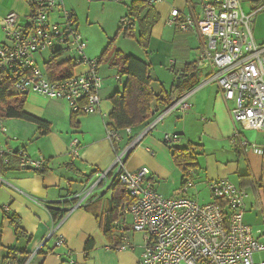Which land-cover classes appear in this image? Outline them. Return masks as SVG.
<instances>
[{"label": "crops", "instance_id": "crops-1", "mask_svg": "<svg viewBox=\"0 0 264 264\" xmlns=\"http://www.w3.org/2000/svg\"><path fill=\"white\" fill-rule=\"evenodd\" d=\"M186 1L166 0L153 6L159 21L151 31L148 57L142 60L150 63L151 88L156 93L161 89L168 91L176 82L175 78L182 73L184 65L197 62L202 36L210 31L203 10L196 12L190 0L188 3ZM239 2L243 13L256 12L251 24L252 38L264 40V9L261 11L264 1ZM172 9H177L181 18L193 17L195 28L187 32L178 30L170 23ZM9 13L17 14L18 22L24 23L29 16L27 0H0V22ZM2 34L0 23V44L5 41ZM86 58H89L88 54ZM160 68L167 71L163 72ZM202 68L196 77L199 84L185 94L186 110L153 107L151 119L154 126L151 130L143 136L147 127L132 128L130 134L121 131V140L115 149L105 134L106 119L112 111L109 97L121 92L125 81L117 74L112 75L115 69L98 67L101 85L99 111L93 115L79 116L76 128L70 126L71 113L64 101L48 99L39 94L26 96L23 112L49 125V132L43 136L40 135V131H43L33 122L7 118L0 110V154L10 155L8 166L0 174V264L7 249L24 252L20 261L27 258L26 264H137L143 253L144 241L142 235L130 230L127 225L129 217L121 220L129 227L124 235L114 227L115 245L107 241L98 224L103 221L106 204L112 196L115 158L132 143L126 158V163H131V170L126 168L125 163V171L145 169L156 192L165 198L174 196L182 179V173L169 157V148L163 144L165 135L176 136L178 140L175 145L180 147L188 144L197 147L199 167L193 174V187L186 195L199 205L212 201L206 187L209 180L225 178L231 181L232 178L248 174L250 179L253 178L250 158L258 159L260 170L262 160L250 151L242 154L228 142L235 129H240L230 116L233 104L221 98L214 84L202 85L209 73L204 66ZM153 69L160 76L167 77L168 83L153 77ZM241 138H245L244 133ZM73 140L78 141L76 154L68 151ZM19 150H24L32 160L43 159L47 173L39 175L34 168L27 170L26 166H22L17 155L11 156ZM67 164L79 172L66 170ZM250 188L253 190L251 192L255 191L252 181ZM203 190L208 194L205 200L202 198ZM258 204L256 198L253 205ZM4 206L8 207V213L3 210ZM50 208L69 212L60 222H54ZM13 215L19 218L25 238H17L10 228L8 218ZM259 230L258 234L251 230L253 237L264 243V226ZM58 237L64 241L61 247L54 245ZM123 237L130 244L125 249L120 248ZM87 243H92V249L86 250Z\"/></svg>", "mask_w": 264, "mask_h": 264}, {"label": "built area", "instance_id": "built-area-1", "mask_svg": "<svg viewBox=\"0 0 264 264\" xmlns=\"http://www.w3.org/2000/svg\"><path fill=\"white\" fill-rule=\"evenodd\" d=\"M89 3H131L135 0H85ZM148 6L166 0H137ZM29 16L20 23L18 15L7 14L1 23L4 42L0 44V75L9 74L15 80L9 92L27 96L39 94L48 99L62 100L71 114L93 115L99 111L101 88L96 60L86 58V42L78 32L74 13L66 9L63 0H27ZM202 10L210 31L202 36L197 66L208 70L202 85L214 84L221 98L232 103L230 113L240 129H235L230 145L242 154L250 151L262 160L261 178L252 185L257 192L258 205L264 215V144L257 146L241 138L244 131H253L264 140V44L254 40L251 24L256 12L243 13L239 0H202ZM258 11V10H257ZM172 23L182 31L194 29L193 17L180 18L179 11L169 14ZM128 28V21L124 20ZM69 54L75 65L73 74L66 79L53 80L45 69L38 66L35 55ZM50 61V62H51ZM45 64V62H43ZM81 68V69H80ZM80 71H77L79 70ZM185 96L170 109L184 111L188 108ZM154 126L150 124L142 133ZM131 129L125 133L130 134ZM111 145L120 142V133L107 129ZM178 138L165 135L163 144L175 145ZM132 144L117 154L112 166L114 178L124 185L133 204L126 207L124 216L133 233L143 236L144 247L137 264H264L261 254L264 243L253 237L252 229L244 223L246 190L237 188L225 178L207 182L212 201L199 205L187 197L193 187L191 180L183 181L173 197L160 196L147 178L145 169L125 171L123 158ZM78 141L73 140L69 152L77 153ZM22 166L42 170L43 159L32 160L24 150H19ZM245 155V154H244ZM4 160L2 164H5ZM1 185V178H0ZM3 210L9 212L7 206ZM125 222V221H124ZM126 223L113 226L124 235ZM55 247L64 245L56 238ZM130 244L122 238L121 249ZM255 255L260 260H255ZM26 264V263H25Z\"/></svg>", "mask_w": 264, "mask_h": 264}, {"label": "trees", "instance_id": "trees-1", "mask_svg": "<svg viewBox=\"0 0 264 264\" xmlns=\"http://www.w3.org/2000/svg\"><path fill=\"white\" fill-rule=\"evenodd\" d=\"M189 1V0H187ZM186 1V2H187ZM264 1V0H262ZM188 3V2H187ZM114 4V3H113ZM126 5V15L120 23V29L124 26V20L128 21V28L125 29L124 35L135 40L137 45L143 50L145 57H148L149 42L151 37L152 28L159 21V16L154 10L153 6H148L137 0L131 3H123ZM121 5V4H118ZM181 18V17H180ZM171 21V20H170ZM178 28V23H172ZM134 30L136 31L134 33ZM180 30V28H178ZM191 29H188L189 31ZM181 32H187L182 31ZM119 33H117L118 35ZM114 41L108 43V46L101 53L96 60L98 67L110 55L113 48ZM61 53H57L52 57V61L44 64L45 72L48 73L51 79H66L72 76L75 65L67 58L60 63H54L56 58L62 57ZM114 58L110 63L112 69L117 70V75L125 78L121 92H115L109 97V102L112 105V111L107 117V129H112L117 132L125 131L126 129H132L136 127H148L152 123L153 107L163 106L165 110L170 108L172 104L176 103L185 94L192 91L198 84V74L203 70L202 67L197 66V62H191L184 65L182 73H180V84L176 86V82L172 87L166 91L161 89L159 92H154L151 88L152 78L150 77V63L146 60L137 59L130 55H125L123 52L117 50L113 54ZM15 78L9 74L0 75V110L3 111L5 117L21 119L29 122H33L37 125L40 131V135H44L49 132V125L42 120L34 118L25 112L23 107L26 102V96L13 95L9 92L10 85L13 84ZM84 116L82 113L71 114L70 126L72 128L78 127L76 122L77 118ZM114 149L115 145H111ZM170 156L176 169L182 173L181 183L186 180L193 181V174L199 167L197 147L192 144H188L185 147L178 145H171L168 147ZM17 155L18 161L20 156L18 151L11 156ZM129 154L123 159V165L126 163ZM0 174L5 170V166H8L7 162L10 158L9 154H0ZM4 160H7L5 164H2ZM20 162V161H19ZM65 169L68 171L79 172L76 168L67 164ZM36 170V169H35ZM39 175L47 173L46 162L42 170H36ZM150 180V178H148ZM239 187L245 189L247 186H251V179L249 174L243 175L238 178ZM151 181V180H150ZM112 196L107 202L105 216L102 222L98 223L102 229L104 237L110 244L115 245L114 235V222L124 219V210L126 207L133 204V200L128 197L124 185H121L116 178L112 181ZM154 185V184H153ZM65 205V204H64ZM69 210L58 211L57 209L50 208L49 213L54 222H60ZM8 213V212H5ZM10 228L13 229L17 238H25L26 234L21 228L20 220L16 216H10L9 218ZM129 227L125 225V230ZM92 249V243H87L86 250ZM5 256L2 258V264H24V261H20V256L25 255L24 252L16 249L5 250Z\"/></svg>", "mask_w": 264, "mask_h": 264}, {"label": "rangeland", "instance_id": "rangeland-1", "mask_svg": "<svg viewBox=\"0 0 264 264\" xmlns=\"http://www.w3.org/2000/svg\"><path fill=\"white\" fill-rule=\"evenodd\" d=\"M171 1V0H169ZM191 5L196 10V12H202L200 9L201 5L203 4L202 0H190ZM63 4L66 9L72 10L74 14L76 15V18L78 19V28L79 33L82 36V38L86 42V50L85 54L89 56L90 59H97L101 55L102 52L106 49L108 46V43L111 41H114L113 48L111 50L110 55H108L105 60L101 63L100 66H106V69L109 68L111 70H114L110 67V63L112 62L114 56V52L119 50L123 52L125 55L133 56L137 59H145V55L143 50L135 43L136 41L132 38H129L128 36L124 35L125 29H127L126 26H123L120 31L118 29L120 28V19L124 17L126 12H123L126 10L125 4H113V3H89L85 0H63ZM247 5V3L245 4ZM264 9V7L261 6V11ZM189 11V7H187L186 12ZM264 11V10H263ZM260 12V11H259ZM136 31L134 30V33ZM117 33H119L117 35ZM256 43L261 44L264 43V40H255ZM71 57L69 54H64L62 57L56 58L54 63H60L65 58ZM51 57L48 54H44L42 56L35 55V60H43L45 63H48L51 61ZM38 66L44 70V64L43 62L38 63ZM163 72L167 71L166 68H160ZM116 70V69H115ZM112 72V75L117 74L116 72ZM155 73H152L153 77H157L158 80H160L163 83H168L167 77L164 78L163 76H160L157 71L152 70ZM168 85V84H166ZM158 85L155 86V90L157 89ZM159 89V88H158ZM246 141L249 143H254L257 146H261L264 144V140L260 136H258L257 133L253 131H244ZM251 166H252V174L253 179L255 181H258L259 178H261V170L259 168V161L256 157L250 158ZM131 163H126V168L128 170H131L130 168ZM232 183H234L237 188L239 187V180L238 177L230 179ZM245 192H247L249 199L245 201V214H244V223L249 226L252 231H254V234L259 233V229L263 228L264 226V219L261 212V207L258 205H253L255 203L257 192H251L253 191L252 188L247 186L245 188ZM204 191V190H203ZM207 192L204 191L202 194V198L208 197ZM205 200V199H204ZM253 206V209L251 205ZM261 258L264 259V253H262ZM257 257L255 255V260H257Z\"/></svg>", "mask_w": 264, "mask_h": 264}, {"label": "water", "instance_id": "water-1", "mask_svg": "<svg viewBox=\"0 0 264 264\" xmlns=\"http://www.w3.org/2000/svg\"><path fill=\"white\" fill-rule=\"evenodd\" d=\"M207 66L206 65H204V68H206ZM175 80H176V86H178L179 84H180V74L175 78ZM27 170H30L31 169V167L30 166H26L25 167Z\"/></svg>", "mask_w": 264, "mask_h": 264}]
</instances>
